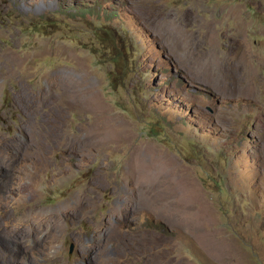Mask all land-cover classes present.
<instances>
[{
	"label": "rangeland",
	"instance_id": "obj_1",
	"mask_svg": "<svg viewBox=\"0 0 264 264\" xmlns=\"http://www.w3.org/2000/svg\"><path fill=\"white\" fill-rule=\"evenodd\" d=\"M0 264H264V0H0Z\"/></svg>",
	"mask_w": 264,
	"mask_h": 264
},
{
	"label": "water",
	"instance_id": "obj_2",
	"mask_svg": "<svg viewBox=\"0 0 264 264\" xmlns=\"http://www.w3.org/2000/svg\"><path fill=\"white\" fill-rule=\"evenodd\" d=\"M73 249H74V247H73V245H72L71 248H70V251H73Z\"/></svg>",
	"mask_w": 264,
	"mask_h": 264
}]
</instances>
